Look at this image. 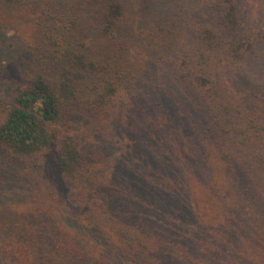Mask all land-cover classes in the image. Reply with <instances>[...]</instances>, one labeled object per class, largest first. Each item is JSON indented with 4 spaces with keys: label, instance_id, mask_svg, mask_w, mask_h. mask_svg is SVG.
Here are the masks:
<instances>
[{
    "label": "rangeland",
    "instance_id": "obj_1",
    "mask_svg": "<svg viewBox=\"0 0 264 264\" xmlns=\"http://www.w3.org/2000/svg\"><path fill=\"white\" fill-rule=\"evenodd\" d=\"M122 1L125 19L106 33L100 0H0V100L8 107L39 74L57 88L73 69L79 92L61 129L84 162L98 163L71 178L52 154L20 156L0 144V196L37 228L25 242L42 241L40 264H250L264 241V133L253 147L242 137L222 143L199 60L207 55L206 76L233 101L264 86V66L255 79L221 42L235 29L219 0ZM235 8L243 27L264 28V0ZM72 38L95 71L57 56L55 42ZM186 71L195 83L174 79ZM7 251L0 262L13 264Z\"/></svg>",
    "mask_w": 264,
    "mask_h": 264
},
{
    "label": "trees",
    "instance_id": "obj_2",
    "mask_svg": "<svg viewBox=\"0 0 264 264\" xmlns=\"http://www.w3.org/2000/svg\"><path fill=\"white\" fill-rule=\"evenodd\" d=\"M171 1L175 0H168V2ZM100 2L103 31L113 33L125 19L126 11L123 1L100 0ZM197 2L195 0L194 5ZM218 3L226 4L227 10L224 16L235 29L231 40L223 37L221 42L230 45L229 51L232 55L234 54V59L246 65L248 69L256 71L255 79L258 80L260 73L257 66H264V28L248 29L242 26L240 18L235 13L237 0L231 1L230 4H227V0H219ZM183 4L186 3L183 2ZM217 7L220 6L217 5ZM134 33L135 31H132L131 34ZM208 33L211 32L208 31ZM206 37V43L213 46ZM136 38L131 37V40ZM73 41L72 38L70 41L64 39L62 43L55 42L57 50L59 49L57 56L63 55L64 59L76 70H85L88 73L89 70L95 71L97 62L93 61L91 53L76 52V41ZM206 43L202 44L207 47ZM203 59L207 60V55L204 54L199 60L202 65L199 73L202 76L198 85L210 97L212 109L218 114L215 125L221 122L218 129L222 143L230 147L234 142H241L242 137V139H246L249 147H253L256 136L264 133V86L253 90L254 97L252 96L250 101L228 99L220 88H216L217 85L214 84V81L206 76L207 73L209 74V68L203 66ZM124 63L126 62L124 61ZM184 64L187 63H180V65ZM123 67L132 72L135 69V64H130L128 68L123 64ZM75 72L73 69H68L57 88L52 86L43 74H39L31 80L28 86L19 91L8 107H5V104L0 100V105H4L6 112L0 120V144L20 156L52 154L57 170L71 178H78L86 172H92L91 168L96 170L98 167V163L93 160L84 162V153L76 144L73 136H64L61 129L63 107L70 103L79 92L75 83L81 76ZM141 72L142 70H137L136 74L140 75ZM1 74H3V69H0ZM174 79L179 80V83L186 81L195 83V78L187 71L174 75ZM206 83L211 85L204 86ZM204 98L208 100L206 95ZM27 226L26 220L25 222L20 221V216L15 213L10 203L0 196V254L2 251L9 250L10 252L7 251V253L13 255V264H40L39 261H36L38 260L36 251L42 241L34 243L30 241L31 246H29L25 242V237L33 238L37 228H27ZM248 258L250 264H264V241H257L249 251ZM5 262L11 264V261L8 260L2 261L0 264Z\"/></svg>",
    "mask_w": 264,
    "mask_h": 264
}]
</instances>
